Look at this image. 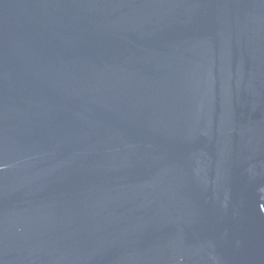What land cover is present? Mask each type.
I'll use <instances>...</instances> for the list:
<instances>
[{
    "label": "water",
    "instance_id": "water-1",
    "mask_svg": "<svg viewBox=\"0 0 264 264\" xmlns=\"http://www.w3.org/2000/svg\"><path fill=\"white\" fill-rule=\"evenodd\" d=\"M0 264H264V0H0Z\"/></svg>",
    "mask_w": 264,
    "mask_h": 264
}]
</instances>
